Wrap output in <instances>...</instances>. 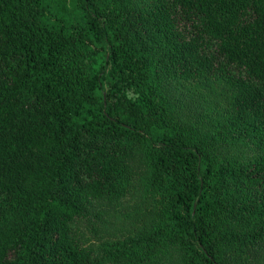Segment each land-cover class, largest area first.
<instances>
[{
  "label": "trees",
  "instance_id": "1",
  "mask_svg": "<svg viewBox=\"0 0 264 264\" xmlns=\"http://www.w3.org/2000/svg\"><path fill=\"white\" fill-rule=\"evenodd\" d=\"M0 264H264V0H0Z\"/></svg>",
  "mask_w": 264,
  "mask_h": 264
},
{
  "label": "rangeland",
  "instance_id": "2",
  "mask_svg": "<svg viewBox=\"0 0 264 264\" xmlns=\"http://www.w3.org/2000/svg\"><path fill=\"white\" fill-rule=\"evenodd\" d=\"M124 228H125V226H124L123 223L119 224V225L117 226L116 233H118V235H120V233L125 232Z\"/></svg>",
  "mask_w": 264,
  "mask_h": 264
}]
</instances>
